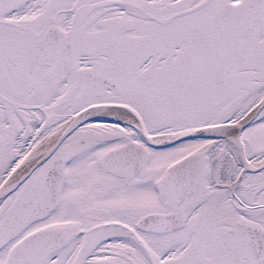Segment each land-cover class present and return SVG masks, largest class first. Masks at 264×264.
<instances>
[{
    "label": "snow or ice",
    "instance_id": "6c2138e0",
    "mask_svg": "<svg viewBox=\"0 0 264 264\" xmlns=\"http://www.w3.org/2000/svg\"><path fill=\"white\" fill-rule=\"evenodd\" d=\"M0 264H264V0H0Z\"/></svg>",
    "mask_w": 264,
    "mask_h": 264
}]
</instances>
